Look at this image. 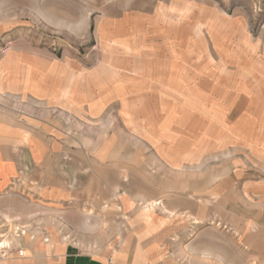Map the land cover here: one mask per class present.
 I'll use <instances>...</instances> for the list:
<instances>
[{"label": "rangeland", "instance_id": "obj_1", "mask_svg": "<svg viewBox=\"0 0 264 264\" xmlns=\"http://www.w3.org/2000/svg\"><path fill=\"white\" fill-rule=\"evenodd\" d=\"M0 113L65 150L0 153L1 257L264 264V0H0Z\"/></svg>", "mask_w": 264, "mask_h": 264}, {"label": "crops", "instance_id": "obj_2", "mask_svg": "<svg viewBox=\"0 0 264 264\" xmlns=\"http://www.w3.org/2000/svg\"><path fill=\"white\" fill-rule=\"evenodd\" d=\"M11 118L13 117L8 114L2 115L0 113V153H21L23 157L29 155L34 158L38 153L45 157L47 153L65 152L61 149L63 139L50 136L47 131L38 129L37 124L33 122L35 119L28 118V121H21L20 119L19 123H15L9 121ZM107 149V146H101L95 150V153H115V151L110 150V147L109 151ZM130 153L132 152L130 151ZM262 157L264 158V152L258 153V158ZM12 183L14 182L11 181L6 185ZM3 184L4 182H0V188ZM150 202L157 201L152 200L147 203ZM153 210L149 218L145 217L144 210L143 216L146 218L144 219L146 223H148V220L150 221ZM170 213L173 214L172 211ZM194 222L197 223V220ZM168 235L165 234L164 238ZM124 240L125 249L113 255L111 253H88L78 249L71 243L45 245L39 242L33 244L28 241L19 246L22 253L14 247L15 249H10L8 255L0 256V264H173L168 259H149L150 254L163 252L160 251V243H164V240L162 242L157 240L155 235L149 236L147 232L138 231L136 235L131 233L126 235ZM132 245L134 247H131ZM203 253V255H210L209 252Z\"/></svg>", "mask_w": 264, "mask_h": 264}, {"label": "bare ground", "instance_id": "obj_3", "mask_svg": "<svg viewBox=\"0 0 264 264\" xmlns=\"http://www.w3.org/2000/svg\"><path fill=\"white\" fill-rule=\"evenodd\" d=\"M157 204L158 203H156V202L147 203V205L145 206V217L146 218H149L151 211L156 207ZM9 245H10V241L8 238L1 240L0 241V251L3 248L8 247Z\"/></svg>", "mask_w": 264, "mask_h": 264}]
</instances>
